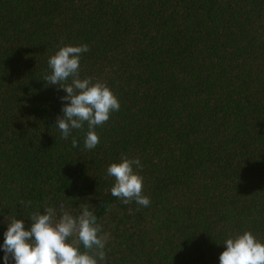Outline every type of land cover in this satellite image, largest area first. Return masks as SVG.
<instances>
[{
	"label": "trees",
	"instance_id": "obj_1",
	"mask_svg": "<svg viewBox=\"0 0 264 264\" xmlns=\"http://www.w3.org/2000/svg\"><path fill=\"white\" fill-rule=\"evenodd\" d=\"M81 44L80 78L120 103L91 150L86 123L61 138L67 94L44 80ZM122 154L146 207L111 195ZM61 203L96 215L100 264H220L233 233L264 242V0H0V245L6 217L28 229Z\"/></svg>",
	"mask_w": 264,
	"mask_h": 264
},
{
	"label": "clouds",
	"instance_id": "obj_2",
	"mask_svg": "<svg viewBox=\"0 0 264 264\" xmlns=\"http://www.w3.org/2000/svg\"><path fill=\"white\" fill-rule=\"evenodd\" d=\"M89 51L87 44L63 45L49 57L44 80L48 85H58L67 95L62 101V116L56 126L61 138L67 139L73 129H82L87 124L84 147L94 149L100 142L95 129L106 123L112 112L119 111L120 103L108 85L102 81L93 82L92 77L80 78L81 54ZM72 146L78 141L73 138ZM140 159L121 155L119 162L110 163L107 175L114 178L111 195L123 203L135 202L148 206L150 199L143 194V177L139 174ZM29 205L31 201L23 202ZM79 215H73L61 203L59 209L44 206L28 218L30 227L15 216L6 217L7 230L4 233V264H100L106 260L104 251L106 237L101 235V225L87 204L81 206ZM83 245V251L80 245ZM223 245L225 250L219 256L220 264H264V242L251 231L233 233Z\"/></svg>",
	"mask_w": 264,
	"mask_h": 264
}]
</instances>
